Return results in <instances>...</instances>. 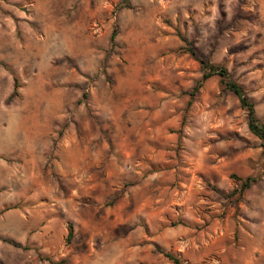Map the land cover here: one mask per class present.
Masks as SVG:
<instances>
[{"label": "rangeland", "instance_id": "obj_1", "mask_svg": "<svg viewBox=\"0 0 264 264\" xmlns=\"http://www.w3.org/2000/svg\"><path fill=\"white\" fill-rule=\"evenodd\" d=\"M190 47L264 125V0H0V264H264V148Z\"/></svg>", "mask_w": 264, "mask_h": 264}, {"label": "trees", "instance_id": "obj_2", "mask_svg": "<svg viewBox=\"0 0 264 264\" xmlns=\"http://www.w3.org/2000/svg\"><path fill=\"white\" fill-rule=\"evenodd\" d=\"M115 38V32L111 36V40L113 41ZM188 52L192 57H195V59L198 61L200 68L202 70V78L198 86H196L193 89V92H197L199 89L201 83L207 81L213 76H218L220 79V85L226 90L231 92L235 97L238 99L240 107L244 109L247 113V127L249 132L255 136L257 139H259L262 143V147L264 148V125L259 122V120L256 118L255 115V109L254 104L251 102V100L246 96L244 89L242 86L234 82L227 72V70L223 67L214 66L209 64L204 59L197 56V54L193 51L192 47L189 48ZM19 88L17 80L14 79V91L10 98L17 96V89ZM240 188L236 191V193H244L248 189L252 187L253 184H255L256 180L252 178H246L245 180L241 181ZM73 232L71 226L68 229L67 235H66V242L69 243L72 239ZM159 253L163 255L164 258H166L170 263L172 264H182V261L173 255L170 252H166L163 250H159Z\"/></svg>", "mask_w": 264, "mask_h": 264}, {"label": "crops", "instance_id": "obj_3", "mask_svg": "<svg viewBox=\"0 0 264 264\" xmlns=\"http://www.w3.org/2000/svg\"><path fill=\"white\" fill-rule=\"evenodd\" d=\"M42 146V145H41Z\"/></svg>", "mask_w": 264, "mask_h": 264}]
</instances>
